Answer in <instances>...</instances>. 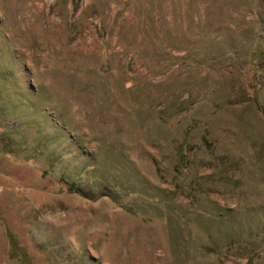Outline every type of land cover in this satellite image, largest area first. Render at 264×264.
I'll use <instances>...</instances> for the list:
<instances>
[{"label": "rangeland", "instance_id": "374dc122", "mask_svg": "<svg viewBox=\"0 0 264 264\" xmlns=\"http://www.w3.org/2000/svg\"><path fill=\"white\" fill-rule=\"evenodd\" d=\"M0 264H264V0H0Z\"/></svg>", "mask_w": 264, "mask_h": 264}, {"label": "trees", "instance_id": "16d2710c", "mask_svg": "<svg viewBox=\"0 0 264 264\" xmlns=\"http://www.w3.org/2000/svg\"><path fill=\"white\" fill-rule=\"evenodd\" d=\"M185 145L186 142L184 139V142L179 143L178 146L176 147V154H175L176 159L174 165L176 169L183 170L186 167L187 163L190 161ZM171 206H173L174 211H177L178 206L180 205L173 203Z\"/></svg>", "mask_w": 264, "mask_h": 264}]
</instances>
